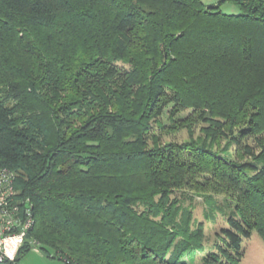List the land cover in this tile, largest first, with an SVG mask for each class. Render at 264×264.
<instances>
[{
    "label": "trees",
    "instance_id": "trees-1",
    "mask_svg": "<svg viewBox=\"0 0 264 264\" xmlns=\"http://www.w3.org/2000/svg\"><path fill=\"white\" fill-rule=\"evenodd\" d=\"M4 168L35 224L0 264L34 242L66 264H192L188 191L235 205L202 262L237 264L264 240V0H0Z\"/></svg>",
    "mask_w": 264,
    "mask_h": 264
},
{
    "label": "rangeland",
    "instance_id": "rangeland-1",
    "mask_svg": "<svg viewBox=\"0 0 264 264\" xmlns=\"http://www.w3.org/2000/svg\"><path fill=\"white\" fill-rule=\"evenodd\" d=\"M220 0H205L208 5L216 4ZM225 13H239V8L232 3L222 5ZM189 112L184 113L187 115ZM187 136L185 133L179 139ZM179 196L184 206H191L196 221L204 226V239L202 246L196 250L189 261L192 264H203V257L209 252L215 242L216 233L227 225V219L231 216L239 217L235 205L224 195L200 196L193 192H177L173 196ZM32 243V242H31ZM20 264H66L64 260L47 255L41 249L32 248L20 261ZM237 264H264V240L257 230L250 237H244L242 242V255Z\"/></svg>",
    "mask_w": 264,
    "mask_h": 264
},
{
    "label": "built area",
    "instance_id": "built-area-1",
    "mask_svg": "<svg viewBox=\"0 0 264 264\" xmlns=\"http://www.w3.org/2000/svg\"><path fill=\"white\" fill-rule=\"evenodd\" d=\"M16 173L0 170V263L15 261L35 224L33 203L16 188ZM34 248L38 249L37 242ZM12 252V258L7 255Z\"/></svg>",
    "mask_w": 264,
    "mask_h": 264
},
{
    "label": "clouds",
    "instance_id": "clouds-1",
    "mask_svg": "<svg viewBox=\"0 0 264 264\" xmlns=\"http://www.w3.org/2000/svg\"><path fill=\"white\" fill-rule=\"evenodd\" d=\"M7 255L9 256V258H12L13 253L12 252H8Z\"/></svg>",
    "mask_w": 264,
    "mask_h": 264
}]
</instances>
